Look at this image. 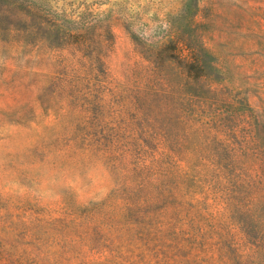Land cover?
Listing matches in <instances>:
<instances>
[{
	"label": "rangeland",
	"instance_id": "rangeland-1",
	"mask_svg": "<svg viewBox=\"0 0 264 264\" xmlns=\"http://www.w3.org/2000/svg\"><path fill=\"white\" fill-rule=\"evenodd\" d=\"M261 163L264 0H0V264H263Z\"/></svg>",
	"mask_w": 264,
	"mask_h": 264
},
{
	"label": "trees",
	"instance_id": "trees-1",
	"mask_svg": "<svg viewBox=\"0 0 264 264\" xmlns=\"http://www.w3.org/2000/svg\"><path fill=\"white\" fill-rule=\"evenodd\" d=\"M20 2L22 1H14L12 5L16 6L17 8H21L22 5H20ZM23 3V6L29 9L25 12H28L30 15L33 14L34 7L32 3L30 1H23ZM217 168L218 166L212 164V171L210 173H207V176L205 178L209 176L214 177L212 172L216 171ZM162 172L163 174L167 175L170 173H176V170L163 167ZM224 202V207L228 209L231 205L234 204L237 208L241 209L248 215L258 218V257L262 259V262L264 264V163L258 165L257 184L252 181H248L245 188L242 191H238V197L236 199L227 197ZM206 208L207 207H205V209ZM240 238L243 240V242H247V234L244 233ZM230 240L235 241L234 235L230 237Z\"/></svg>",
	"mask_w": 264,
	"mask_h": 264
}]
</instances>
